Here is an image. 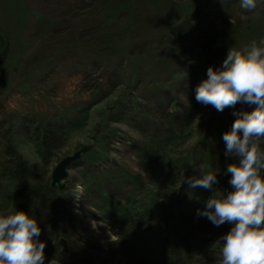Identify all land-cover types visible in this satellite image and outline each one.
<instances>
[{"label":"rangeland","instance_id":"rangeland-1","mask_svg":"<svg viewBox=\"0 0 264 264\" xmlns=\"http://www.w3.org/2000/svg\"><path fill=\"white\" fill-rule=\"evenodd\" d=\"M0 17L13 44L0 88V169L10 158L1 153L3 144L15 143L42 165L37 145L17 132L19 118L50 120L92 104L80 126L57 133L46 172L52 180L66 154L95 145L69 168L63 194L57 191L68 228L79 238L75 243L86 240L102 249L117 239L126 220L146 222L134 212L152 204L162 209L152 212L160 231L150 243L168 240L163 233L177 243L190 237L184 211L212 192L182 181L211 171L218 180L227 175L235 159L225 157L222 135L234 112L254 108L237 102L217 111L198 103L195 89L231 48L244 50L264 38V0L252 10L239 0H0ZM77 184L82 192L75 191ZM204 237L197 241L207 257L217 245ZM102 254L97 261L109 263V253ZM45 264L70 263L51 257Z\"/></svg>","mask_w":264,"mask_h":264},{"label":"clouds","instance_id":"clouds-1","mask_svg":"<svg viewBox=\"0 0 264 264\" xmlns=\"http://www.w3.org/2000/svg\"><path fill=\"white\" fill-rule=\"evenodd\" d=\"M239 3L252 10L258 0ZM195 99L217 111L237 102L254 105L251 111L234 112L236 119L222 135L225 157L235 159L225 170L231 174V190L215 187V171L184 178L182 183L212 192L197 216L216 227L231 225L216 241L220 264H264V38L244 50L231 48L219 66H209L206 78L196 86ZM75 191L83 189L77 184ZM92 227H97L95 221ZM40 235L34 210L0 214V264H45L46 245Z\"/></svg>","mask_w":264,"mask_h":264},{"label":"trees","instance_id":"trees-1","mask_svg":"<svg viewBox=\"0 0 264 264\" xmlns=\"http://www.w3.org/2000/svg\"><path fill=\"white\" fill-rule=\"evenodd\" d=\"M12 46L10 35L0 17V88L6 83L8 77ZM91 106L94 105L90 104L84 108L76 107L74 110H70L66 116L56 114L50 120L41 116L38 118L33 116L19 118L17 132L21 131L26 140L37 145L42 155V165L32 163L18 152L15 149V143V146L3 144L1 153H6L10 158L8 162L2 163L0 169L3 182L0 188V214H10L16 211L30 213L31 210L36 212L41 228L40 240L46 245L44 250L45 262L51 257L67 260L70 264H110L111 261H115L117 264L116 260H118V264H203L206 259L210 263L212 261L220 262L222 259L220 245L216 241L223 233L230 230L231 225L225 223L216 227L207 218L197 216V209L204 206V201L198 206L196 202H193L186 207L185 211L183 210L184 214L189 215L183 219H186L185 224L189 225L191 230L188 226L186 229L189 232L192 231V235L180 240L179 243L173 241L169 235H164L163 232V236L168 240L162 238L158 243H150L151 238L154 240V237H158V231H160L159 227L158 229L155 227L152 212L157 211L158 213L162 208L155 210L154 204L149 208L142 207L139 208L141 211L134 212L143 217H148L146 222H142L138 218L134 220L133 217L132 220H126L123 222L124 227V224H120L121 231L118 234V239L104 244L102 249L92 248V251L88 246L90 243L86 240H81L82 246L75 243V240H79V238L74 237L72 229L68 228L69 219L61 203L62 198H59L56 188L51 186L50 176L47 178L46 172H50L49 165L52 161L50 157L53 156L52 152L56 150L58 144L56 142L57 133L66 128L80 126L83 122L82 119L87 117L85 113H82ZM227 176L229 174H222L217 185L220 187L224 184L225 190H231ZM4 179L7 182H4ZM165 202L166 200L164 201V210L166 209ZM168 205L170 206V202ZM188 210L190 211L188 212ZM128 212L130 216L134 214L131 209H128ZM165 231L167 230L164 229ZM188 233L183 232V236H187ZM204 234H208L217 245L214 254L207 257L202 254L201 244L197 241L199 239L200 241L204 240ZM63 237L68 239L70 250L68 255L64 254L63 246L60 244ZM105 252L109 253L111 261L109 263L97 261V256H103L102 253ZM159 253L161 254L160 257L158 256ZM158 259H162V261Z\"/></svg>","mask_w":264,"mask_h":264},{"label":"water","instance_id":"water-1","mask_svg":"<svg viewBox=\"0 0 264 264\" xmlns=\"http://www.w3.org/2000/svg\"><path fill=\"white\" fill-rule=\"evenodd\" d=\"M95 147L94 144H84L79 147L77 150L66 154L60 161L57 163L55 168L52 171L51 175V186L56 188L59 191V194L62 195L65 188V180L69 176V168L71 167L72 163L81 159L86 153L92 150ZM61 243L64 246V251L67 252V243L65 240L61 239Z\"/></svg>","mask_w":264,"mask_h":264},{"label":"bare ground","instance_id":"bare-ground-1","mask_svg":"<svg viewBox=\"0 0 264 264\" xmlns=\"http://www.w3.org/2000/svg\"><path fill=\"white\" fill-rule=\"evenodd\" d=\"M117 235H118V233H117ZM63 240H65L66 241V243L68 242V239L67 238H65V237H63L62 238ZM117 239H118V237H117ZM117 239H115V240H117ZM114 240V241H115ZM62 244V243H61ZM63 245V244H62ZM88 246L92 249L93 247L90 245V244H88ZM64 247V246H63ZM67 248H68V246H67Z\"/></svg>","mask_w":264,"mask_h":264}]
</instances>
